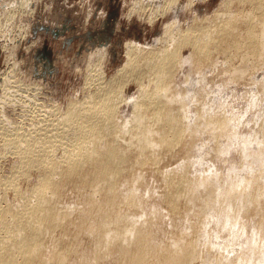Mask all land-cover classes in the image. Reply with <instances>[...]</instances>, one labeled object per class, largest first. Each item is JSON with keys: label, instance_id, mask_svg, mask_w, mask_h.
I'll list each match as a JSON object with an SVG mask.
<instances>
[{"label": "bare ground", "instance_id": "bare-ground-1", "mask_svg": "<svg viewBox=\"0 0 264 264\" xmlns=\"http://www.w3.org/2000/svg\"><path fill=\"white\" fill-rule=\"evenodd\" d=\"M37 1L0 0V39L29 37ZM199 1L131 0L128 20L162 30L111 75L99 46L64 106L4 75L0 264H264V79L247 109L223 96L264 69V0Z\"/></svg>", "mask_w": 264, "mask_h": 264}, {"label": "rangeland", "instance_id": "rangeland-1", "mask_svg": "<svg viewBox=\"0 0 264 264\" xmlns=\"http://www.w3.org/2000/svg\"><path fill=\"white\" fill-rule=\"evenodd\" d=\"M219 1H199L198 5L203 9L202 14L211 13ZM130 2L131 0H40L33 3L32 8L36 5L38 12L34 17H24L21 21L27 27L25 32L29 34V37L22 40L23 38L13 39L8 35V39L5 37L0 39V83L3 82L4 75H11L9 72H12V69L15 71L14 68L18 67L20 72L17 77L21 80L25 78L26 84L33 85L38 81L41 90L43 89L44 94H47H45L46 98L50 99L49 102L56 101L64 106L69 98L76 97L77 94L81 97L86 66L99 46H110L109 57L103 69L111 75L125 60L124 44L128 39L149 43L157 36L156 33L162 30V20L158 21L153 28L136 16L128 20L126 12L129 10ZM108 19L110 21H107ZM16 30L18 32L10 31V34L15 36L21 31ZM34 41L35 43L31 45ZM5 42L6 49L2 47V43ZM40 63L42 65H39ZM258 69L253 72V80L231 84L230 89L223 93L228 100L230 113L238 112L243 108L247 109L249 100L259 93V84L255 83L254 79L262 81L264 69ZM129 88L132 94L137 90L133 84ZM262 104L264 106V102ZM11 105L7 108L10 123L14 121L18 123L22 105ZM130 112L131 110L128 111ZM253 115L249 112L243 120V122L246 119L254 120L253 123L243 124V127L241 125L244 130L249 131L257 126L255 125L257 116ZM0 149L3 148L0 147ZM208 157V163L212 165L213 160L210 156ZM235 157L238 160L237 154ZM15 160L11 153L8 157L1 158L0 171L8 173ZM178 162L179 160H173L171 163L176 165ZM225 168L223 170L226 171Z\"/></svg>", "mask_w": 264, "mask_h": 264}, {"label": "water", "instance_id": "water-1", "mask_svg": "<svg viewBox=\"0 0 264 264\" xmlns=\"http://www.w3.org/2000/svg\"><path fill=\"white\" fill-rule=\"evenodd\" d=\"M47 30H49V28H47Z\"/></svg>", "mask_w": 264, "mask_h": 264}]
</instances>
